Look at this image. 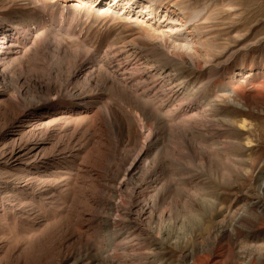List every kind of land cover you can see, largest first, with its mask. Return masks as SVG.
I'll list each match as a JSON object with an SVG mask.
<instances>
[{
	"label": "rangeland",
	"instance_id": "rangeland-1",
	"mask_svg": "<svg viewBox=\"0 0 264 264\" xmlns=\"http://www.w3.org/2000/svg\"><path fill=\"white\" fill-rule=\"evenodd\" d=\"M0 25V264H264V0H0ZM129 166L161 192L140 222L99 201Z\"/></svg>",
	"mask_w": 264,
	"mask_h": 264
},
{
	"label": "bare ground",
	"instance_id": "bare-ground-1",
	"mask_svg": "<svg viewBox=\"0 0 264 264\" xmlns=\"http://www.w3.org/2000/svg\"><path fill=\"white\" fill-rule=\"evenodd\" d=\"M190 14V13H189ZM188 14V15H189ZM182 19H184L182 17ZM9 27L6 26V25H0V42L5 40L7 42H9ZM12 39V38H11ZM5 43V42H4ZM6 45V44H5ZM4 47V46H3ZM110 60V59H109ZM119 80V79H118ZM80 99V98H79ZM107 114V113H106ZM125 118V117H124ZM108 119H111L112 122H113V125L114 127H116V121L114 120V118L112 117H108ZM28 121V120H27ZM130 121V120H129ZM21 122V121H20ZM128 126V125H127ZM127 128V127H126ZM148 138V137H147ZM16 140V139H15ZM146 140V139H145ZM30 144V143H29ZM34 144V143H33ZM37 144V143H36ZM23 146V145H22ZM21 146V147H22ZM17 147V146H16ZM19 147V146H18ZM20 147V148H21ZM25 147V146H24ZM27 147V145H26ZM14 149V148H13ZM42 148L39 147V146H32V147H29V148H24L23 150H18V151H15L12 153V156H14L17 161H22L23 162V165H26L30 162H34L36 160H38V158H40L41 156L39 155V153L41 152ZM10 152V151H9ZM117 156L121 159V161H126V158H128L129 155H127L126 153L124 152H119V151H115ZM127 152V151H126ZM10 156H11V152H10ZM40 156V157H39ZM138 158V157H137ZM136 158V159H137ZM41 160V159H40ZM115 160V159H114ZM118 160V159H117ZM139 160V159H138ZM119 161V160H118ZM135 161V160H134ZM11 162V161H10ZM28 162V163H27ZM124 163V162H123ZM35 164V162H34ZM119 164V163H118ZM117 165V164H116ZM116 167V166H115ZM118 167V165H117ZM131 166H129L125 171H124V175L122 177V181L121 183H119V188L118 190L117 189H109L108 187L107 188H104L102 187L101 190H100V194L98 193V195L100 196V200L101 203H103V206L106 205V206H109V211H110V214L111 213H117L118 211L115 210L114 207H112L111 203L105 198L107 194H114L116 192H118L120 190L121 187H123L124 189V192L126 193V196L130 199H128L125 203V205L123 206L122 204V215L125 216V217H130L131 219L133 220H137L138 222H140L144 215L145 212V209L144 207L145 206H141L135 201V196H138L140 194H143L144 196L147 194L149 195V199L152 201V202H155L158 200V198L160 197L159 194L161 193L160 192V189H157V188H154V187H147L146 189H141V185H135V184H131V178H129V176L131 177V175L133 174L132 171V168ZM26 176V175H25ZM27 177V176H26ZM122 189V190H123ZM149 190V192H148ZM93 193V192H92ZM93 196H95V193L93 194ZM143 199V198H142ZM122 203V202H121ZM153 204V203H151ZM149 204V206L151 205ZM156 207V206H155ZM152 210V209H151ZM119 213V212H118ZM149 216V215H148ZM227 226L223 227H220L217 234L218 236L220 237H224V236H227L229 235V233L231 232L228 227L226 228ZM218 252V251H217ZM214 253L215 252H211L207 257H206V261H207V264H215L216 263V258L214 256ZM220 255V253H219ZM223 258V257H222Z\"/></svg>",
	"mask_w": 264,
	"mask_h": 264
}]
</instances>
